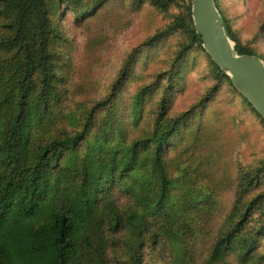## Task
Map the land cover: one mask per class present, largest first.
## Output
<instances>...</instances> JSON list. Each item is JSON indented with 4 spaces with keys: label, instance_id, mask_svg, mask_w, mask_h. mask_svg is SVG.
I'll return each mask as SVG.
<instances>
[{
    "label": "trees",
    "instance_id": "16d2710c",
    "mask_svg": "<svg viewBox=\"0 0 264 264\" xmlns=\"http://www.w3.org/2000/svg\"><path fill=\"white\" fill-rule=\"evenodd\" d=\"M65 1L70 0H0V264H107L109 238L122 232L128 235L124 243L134 264H144L142 252L148 243L170 247L175 255L170 264H200L198 244L208 241L211 199L217 195L213 187L203 193L204 181L218 161L217 153L200 155L192 181L186 168L180 177L170 173L167 154L185 140L194 113L169 116L171 83L161 93L147 139L125 144L120 126L92 136L96 112L113 109L112 97L133 72L135 57L123 66L110 96L88 112L79 131L68 133L62 123L60 78L53 53L55 19ZM144 1L163 11L186 1L184 11L167 31H184L189 46L204 52L194 31L191 0ZM214 2L218 9V1ZM100 3L81 9L89 13ZM220 16L235 52L257 57L240 45ZM156 37L146 47L158 42ZM209 68L214 79L228 86L264 128V120L234 89L226 73L212 61ZM148 91L142 89L132 107L141 108ZM139 119L140 113L133 111L131 122ZM198 131L200 139L184 149L194 150L193 156L198 142L200 146L210 144L211 131L202 134V126ZM261 172L241 173L233 211L215 237L205 264H229L233 251L240 255L241 264L250 261L257 236L264 235V225L251 233L245 224L251 207L264 204V193L249 203L242 200L252 186L260 184L252 181H260ZM183 185L188 189L176 199L173 191ZM115 189L129 195L133 204L129 211L115 206Z\"/></svg>",
    "mask_w": 264,
    "mask_h": 264
},
{
    "label": "rangeland",
    "instance_id": "374dc122",
    "mask_svg": "<svg viewBox=\"0 0 264 264\" xmlns=\"http://www.w3.org/2000/svg\"><path fill=\"white\" fill-rule=\"evenodd\" d=\"M217 1L219 14L240 45L251 49L263 61L264 0ZM98 3L99 7L89 13L81 9L95 7ZM185 4L186 1H178L163 11L144 0L65 1L55 19L57 37L53 53L60 78V100L65 117L62 123L68 133L79 131L88 112L110 96L123 66L134 57L133 72L112 97L113 109L95 110L96 126L92 136L103 129L109 132L114 126H120L125 144L147 139L157 118L161 93L169 83L172 85L169 116L194 111L185 140L171 148L167 161L173 177H180L181 169L186 168L188 179L192 181L201 154L214 151L219 157L209 172L210 178L204 181L207 185L203 193L211 187L217 193L211 199L208 241H201L197 249L198 262L205 264L215 237L227 226L233 211L241 173L254 175L259 169L262 171L261 180L252 181V184H260L252 186L242 201L249 203L254 196L264 193V128L233 97L228 86L214 79L209 68L211 59L206 52L189 46L190 40L184 31H167L182 14ZM153 37L159 41L146 47ZM148 88L150 91L143 94L141 108L132 107L133 98ZM133 111L140 113L135 124L130 120ZM200 126L202 134L211 131L210 144L200 146L198 142L197 154L193 156L194 150L188 148L185 152L184 149L196 141L195 138L200 139ZM186 189L185 185L179 190L176 188L173 195L181 199ZM112 199L119 210L129 211L133 207L129 195L120 189L112 192ZM263 208L264 204H256L249 210L245 227L251 233L264 225ZM193 214L196 215L194 211ZM127 237L122 232L109 238L107 264H134L124 243ZM256 241L253 256L246 264H264V235L257 236ZM142 259L144 264H170L175 255L162 243H148ZM227 262L241 264L238 252L233 251Z\"/></svg>",
    "mask_w": 264,
    "mask_h": 264
},
{
    "label": "water",
    "instance_id": "95a60500",
    "mask_svg": "<svg viewBox=\"0 0 264 264\" xmlns=\"http://www.w3.org/2000/svg\"><path fill=\"white\" fill-rule=\"evenodd\" d=\"M191 18L202 49L264 120V62L258 57L235 52L214 0H191Z\"/></svg>",
    "mask_w": 264,
    "mask_h": 264
}]
</instances>
